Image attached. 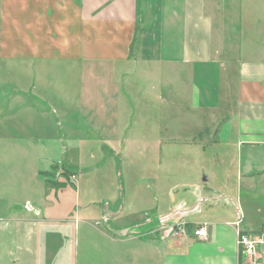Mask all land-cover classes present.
<instances>
[{
	"label": "rangeland",
	"instance_id": "obj_1",
	"mask_svg": "<svg viewBox=\"0 0 264 264\" xmlns=\"http://www.w3.org/2000/svg\"><path fill=\"white\" fill-rule=\"evenodd\" d=\"M11 1L0 0V213H17L15 202L31 209L40 200L55 217L69 219L76 202L78 208L96 203L111 210L102 227L109 223L119 235L161 238L168 228L186 231L190 241H198L195 230L207 217L225 222L242 214L250 225L264 221L262 186L238 180L226 153L231 144L219 136L223 118L213 115L210 125L203 113L194 115L190 87L176 76L179 66L160 68L154 55L142 59L140 44L132 60L117 66L123 72L118 82L99 65L29 62L17 55L44 31L13 26ZM207 10L218 30L215 46L222 41L263 51L264 0H207ZM41 49L51 54L45 45ZM162 103L163 130L157 127ZM125 107L133 114L128 129ZM47 182L62 185L46 190ZM233 226L238 237L239 222ZM260 228L264 232V224ZM54 244L59 247L60 238ZM260 251L248 257L240 250L242 264L260 262Z\"/></svg>",
	"mask_w": 264,
	"mask_h": 264
},
{
	"label": "crops",
	"instance_id": "obj_2",
	"mask_svg": "<svg viewBox=\"0 0 264 264\" xmlns=\"http://www.w3.org/2000/svg\"><path fill=\"white\" fill-rule=\"evenodd\" d=\"M11 5L13 26L44 31L33 35L36 40L32 38L27 52L17 55L29 62L59 59L92 68L99 65L108 68V78L118 82L123 72L117 68L133 59L140 44L142 59L151 61L154 55L160 68L179 66L176 76L190 87L194 115L197 110L203 113L210 125L213 115L223 118L219 136L222 143L231 144L226 153L230 152L238 180L261 185L264 191V48H232L222 41L215 46L218 30L207 0H28L27 4L12 0ZM41 45L51 54H43ZM149 49L155 53H148ZM173 104L179 108L180 103ZM163 107L162 103L157 119L161 130ZM125 108L123 126L128 129L133 114ZM91 111L95 113L96 108ZM159 137L161 142L162 133ZM45 187L49 190L53 184L47 182ZM37 201L39 205L33 203L31 209L15 202L17 213H0V264H242L233 224L239 222L241 230L254 235L264 234L260 228L264 221L250 225L241 214L225 222L207 217V238L198 241L185 237L186 231L177 234L168 228L161 238L127 237L117 234L109 223L111 229L105 223L102 227L103 220L111 221L109 206L90 203L78 208L76 202L75 216L67 219L55 217ZM226 226H232V233ZM94 235L100 243L91 239ZM59 238L57 247L54 241ZM131 243L140 246H124ZM261 251L258 257L264 264Z\"/></svg>",
	"mask_w": 264,
	"mask_h": 264
},
{
	"label": "built area",
	"instance_id": "obj_3",
	"mask_svg": "<svg viewBox=\"0 0 264 264\" xmlns=\"http://www.w3.org/2000/svg\"><path fill=\"white\" fill-rule=\"evenodd\" d=\"M207 225L204 223L203 225L197 227L195 230V234L202 239L207 238ZM237 244L239 249L242 250V254L244 253L248 257H252L256 255L257 251L260 248L264 249V235H251L246 231L239 230L237 237ZM258 247V248H257ZM256 262V263H255ZM254 264H259L258 261H254Z\"/></svg>",
	"mask_w": 264,
	"mask_h": 264
},
{
	"label": "trees",
	"instance_id": "obj_4",
	"mask_svg": "<svg viewBox=\"0 0 264 264\" xmlns=\"http://www.w3.org/2000/svg\"><path fill=\"white\" fill-rule=\"evenodd\" d=\"M55 184L62 185V183H54L53 186H55ZM240 263H242V255H241V253H240Z\"/></svg>",
	"mask_w": 264,
	"mask_h": 264
},
{
	"label": "bare ground",
	"instance_id": "obj_5",
	"mask_svg": "<svg viewBox=\"0 0 264 264\" xmlns=\"http://www.w3.org/2000/svg\"><path fill=\"white\" fill-rule=\"evenodd\" d=\"M197 194H198V193H197ZM197 194H196V195H197ZM194 200H195V199H194ZM184 206H185V205H183V207H184ZM186 206H187V205H186Z\"/></svg>",
	"mask_w": 264,
	"mask_h": 264
},
{
	"label": "water",
	"instance_id": "obj_6",
	"mask_svg": "<svg viewBox=\"0 0 264 264\" xmlns=\"http://www.w3.org/2000/svg\"><path fill=\"white\" fill-rule=\"evenodd\" d=\"M207 178L205 177V179L204 180H206Z\"/></svg>",
	"mask_w": 264,
	"mask_h": 264
}]
</instances>
